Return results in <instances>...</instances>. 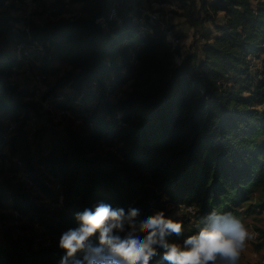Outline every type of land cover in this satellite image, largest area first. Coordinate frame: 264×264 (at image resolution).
<instances>
[{
  "label": "trees",
  "instance_id": "1",
  "mask_svg": "<svg viewBox=\"0 0 264 264\" xmlns=\"http://www.w3.org/2000/svg\"><path fill=\"white\" fill-rule=\"evenodd\" d=\"M25 1L0 0V152L7 150L16 167L13 177L0 180V220L10 222L0 264H59L66 254L59 248L62 233L79 226L77 213L99 203L126 214L136 208L139 221L159 211L166 217L167 206H195L193 216L177 219L188 233L168 236L169 243L196 234L213 211L241 221L238 208L255 191L246 213L264 211V69L253 62L264 53L263 0H175L174 14L202 30L203 40L180 64L181 48L160 25L146 18L153 33L141 34L144 0H32L35 10L42 6L54 17L43 24L23 19ZM74 5L81 15L65 18ZM112 8L117 20L97 25ZM32 50L40 53L45 76L53 62L69 66L47 96L64 95L53 105L80 122L37 158L25 126L40 104L35 90L12 80ZM126 84L124 98H111ZM13 122L17 128L9 132ZM23 168L34 187L18 177ZM56 184L62 206L39 205L36 191L59 201ZM13 210L28 218L19 228ZM34 217L46 230L41 238L17 233L30 230ZM157 251L150 264H168L164 249Z\"/></svg>",
  "mask_w": 264,
  "mask_h": 264
},
{
  "label": "clouds",
  "instance_id": "2",
  "mask_svg": "<svg viewBox=\"0 0 264 264\" xmlns=\"http://www.w3.org/2000/svg\"><path fill=\"white\" fill-rule=\"evenodd\" d=\"M138 215L136 208L126 214L124 209H113L106 203L77 213L79 226L59 239V248L66 253L59 264H150L158 248L164 249L162 259L168 264H241L248 242L255 239L231 213L213 211L183 245L169 243L167 236L182 233V221L166 218L163 211L141 221H137ZM96 233L98 244L91 240Z\"/></svg>",
  "mask_w": 264,
  "mask_h": 264
},
{
  "label": "rangeland",
  "instance_id": "3",
  "mask_svg": "<svg viewBox=\"0 0 264 264\" xmlns=\"http://www.w3.org/2000/svg\"><path fill=\"white\" fill-rule=\"evenodd\" d=\"M47 2L53 3L57 0H45ZM71 0H64L65 3H69ZM199 1V0H198ZM73 13L65 15V18H74L81 15V6L74 5L72 7ZM18 14V12H17ZM24 19V16H23ZM54 17L51 12L46 11L42 6H39L36 10L31 13V16L27 19L29 22H37L40 24L45 23L46 21L53 20ZM213 32V26L211 22L205 24ZM170 26L174 36L177 39V45L181 48V53L178 58V63H181L183 58L187 55L188 52L196 51L203 40L200 39L199 29L191 28L185 20L178 15L173 13L170 19ZM206 30H203V32ZM199 33V34H198ZM198 34V35H197ZM198 40V44L194 43ZM40 51L42 47L36 46ZM40 54L36 50L30 51V55L26 60H23V66L21 69H16V73L13 76L12 80L20 84L23 88L28 89L29 91H34L36 89V82L38 76H45L44 72L39 68L40 62L36 60V56ZM18 57L20 55L18 54ZM264 53L261 55L259 60H254V64L257 68H263ZM69 69V66L65 63L53 62L50 64L47 76H45V85L46 93L49 92L57 83V80L62 77L63 73ZM130 89L129 84H126L122 88L117 89L111 98L122 99L125 97V92ZM46 95H36L34 98L36 102L40 104L39 113L31 114L26 123L25 129L31 130V127H36L35 131H32L29 135L31 154L37 158L41 151L47 147L49 142L54 139L59 134H66L67 129H77L80 125V122L76 119L75 116L71 114H60L59 109L55 105H51L48 109H43L41 102L46 99H52ZM8 148V147H7ZM104 150V149H103ZM0 180L9 179L15 175L12 172L16 167L13 164L12 159L9 156V152L5 149L0 152ZM24 172V168L22 170ZM20 177V176H18ZM37 203L39 205H47L51 200L45 197L40 191L35 192ZM258 197V192L255 191L245 202H243L238 210L243 214L240 216L241 222L245 227L255 234V239L248 242V247L246 252L242 255L241 264H264V211L257 210L253 213H246L249 205L254 204L256 198ZM166 200V198H163ZM167 218H171L174 221H177L179 217L183 214H187L185 210H172L171 206H167ZM139 221V218H136ZM29 222V221H28ZM30 223V222H29ZM195 222H191V227H195ZM10 227V222L0 220V242L4 243V231ZM31 227V226H29ZM189 228L185 226L182 233L184 235L188 233ZM20 234H28L30 236H36L41 238V233L36 228H31L30 230H20ZM122 237L124 233L120 234ZM141 238L144 237V233H139ZM187 238V237H186ZM166 239H169L168 236ZM185 239V238H184ZM183 240V238L181 239ZM175 243L180 244L177 239Z\"/></svg>",
  "mask_w": 264,
  "mask_h": 264
},
{
  "label": "built area",
  "instance_id": "4",
  "mask_svg": "<svg viewBox=\"0 0 264 264\" xmlns=\"http://www.w3.org/2000/svg\"><path fill=\"white\" fill-rule=\"evenodd\" d=\"M148 1L151 0H144V3L142 4V6L139 8V11L141 12L142 16L140 18V23L143 26L141 28V34L143 36L146 35V33L152 34L153 30L150 28H146L145 23H146V18H148V22L152 25H160L161 28L165 31L166 36H167V41L169 43H171L173 46L177 45V40L175 39V36L172 32V30L170 29V19L173 15L174 12L178 11L179 6L178 3L175 0H167L165 2H154L152 7H148L147 3ZM264 1V0H263ZM26 6H25V12L23 13L24 16V20H27L30 16L31 13L35 10V8L37 7L36 4L32 1V0H26ZM117 20V10L116 8H112L110 13L108 14L107 17H100L96 20V24L100 25L102 27H106L107 24L111 21H115ZM179 56L176 57V62L178 61ZM178 63V62H177ZM137 64V62H136ZM180 64V63H178ZM263 69H264V60H263ZM125 73V72H123ZM45 76H38L37 77V82H36V89H35V93L36 95H44L46 93V85H45ZM64 101V95H58L56 97H53L51 100L50 99H46L44 101L41 102V106L43 107V109H48L51 107V105L54 102H62ZM60 114H66V115H70L68 110H64V109H59ZM17 128V124L15 122L11 123L9 125V132L10 131H14ZM36 127H31L30 132L35 131ZM113 148H111L112 150ZM18 165L20 167H23V163L21 161L18 162ZM20 177L22 179V181L25 183L26 187L28 188H32L34 187V181L27 175L25 174L23 171L20 173ZM54 190L58 193V197H59V201L58 202H54V201H50L47 205L48 207H50L51 210H56L58 208H60L63 204V196H62V191L61 188L58 184L54 185ZM180 208L182 210H185L187 212V214L193 216L195 213V206H188V205H181ZM13 219H14V225L16 227H20L22 224H24L26 222V220H28V218H25L24 215L19 211V210H13ZM193 217H192V221H193ZM31 224L34 228L38 229L40 231V233H45L46 230L43 226H41L38 218L34 217L31 220ZM20 231L17 229V233H19ZM186 239V238H185ZM181 240L180 245H183V241L185 240ZM51 244V240L49 239V237L45 238V246H48Z\"/></svg>",
  "mask_w": 264,
  "mask_h": 264
}]
</instances>
